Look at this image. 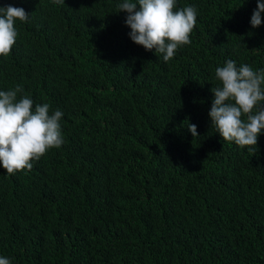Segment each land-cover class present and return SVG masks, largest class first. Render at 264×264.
<instances>
[{"label":"trees","instance_id":"1","mask_svg":"<svg viewBox=\"0 0 264 264\" xmlns=\"http://www.w3.org/2000/svg\"><path fill=\"white\" fill-rule=\"evenodd\" d=\"M123 2L0 0L30 14L0 56V91L19 85L17 99L63 112L59 148L31 170L0 164V257L264 264V130L242 148L208 115L217 67L264 69V13L252 28L256 0H176L197 22L165 62L130 39Z\"/></svg>","mask_w":264,"mask_h":264},{"label":"clouds","instance_id":"2","mask_svg":"<svg viewBox=\"0 0 264 264\" xmlns=\"http://www.w3.org/2000/svg\"><path fill=\"white\" fill-rule=\"evenodd\" d=\"M250 24L258 28L262 23L264 0H256ZM64 4V0H54ZM139 5V7H138ZM119 12L127 13L125 24L131 31L130 39L147 51L163 54L165 62L172 59L180 46L191 43L190 34L197 22V9L186 6L175 10L176 0H124ZM30 14L21 7H0V56H8L16 43L15 23L29 21ZM220 82L212 87L214 99L208 113L211 126L227 142L240 147L257 146L258 136L264 130V69L253 70L250 65L237 66L228 59L215 69ZM23 93L22 86L0 91V164L7 174L31 170V161L39 160L51 148L63 143L59 109L49 114L50 105L36 104ZM246 117V119H242ZM188 130L197 137V126L188 124ZM257 148V147H256ZM248 151H254L248 148ZM0 264H11L0 257Z\"/></svg>","mask_w":264,"mask_h":264}]
</instances>
